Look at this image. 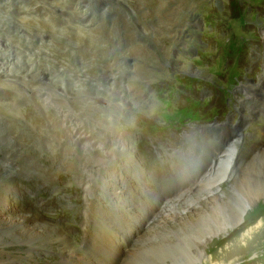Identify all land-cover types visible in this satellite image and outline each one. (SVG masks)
I'll return each instance as SVG.
<instances>
[{
	"label": "rangeland",
	"instance_id": "374dc122",
	"mask_svg": "<svg viewBox=\"0 0 264 264\" xmlns=\"http://www.w3.org/2000/svg\"><path fill=\"white\" fill-rule=\"evenodd\" d=\"M1 1L9 5L19 4L18 8L24 7L19 14L14 12L10 15L8 20H11V25L7 24L6 27L7 32L16 30L15 35L20 34L18 35L20 39L9 34L8 36L11 35L14 39H11L6 47L0 45L2 47L0 64L4 63L7 66V74L0 76V162L7 159L8 163L15 167L13 169L10 165L11 167L8 168L12 170L10 173L7 172L5 177L13 179L12 182L15 184L14 191L10 192L7 208L13 213L12 216L28 215L40 224L58 228L72 247L80 249L86 244L87 238L90 239V242H87L88 259H84L82 254L75 259H79V264H89L92 261L90 256L94 255L100 240H96L98 238L96 236L99 235L95 234L94 237L93 229L84 226L86 224L83 221L96 220L98 217L101 220L98 228L106 223L115 227L116 219L113 218V214L104 216L105 208L111 212L115 211L116 204H112L114 200V203L121 205L115 212L125 217L121 222L126 226L125 232L132 230L134 233V236H130L127 249L130 250L135 245L140 249L137 248L136 253L133 252L130 263L162 264L165 257L176 254L178 246L182 244V238L187 241L193 240L197 237L200 228L197 229L196 223L191 228L178 223L179 219L188 215L191 209L194 210L188 200L182 199L176 204L177 208L180 206L182 208L177 211L181 213L180 215L174 216L173 211L169 212V209L166 211L165 207L162 209L169 214L172 213L174 219L169 220L165 217L163 222L165 225L162 223L160 228L156 229L158 231L148 234L146 228L141 233H135L136 229L145 227L153 213L149 211L152 207L149 191L165 196L178 189L182 180L179 177L177 182H171L168 177L163 178L158 171L160 163L147 157L148 155L158 157L156 149L160 147L158 153L177 148L182 134L187 129L206 126L212 122L219 123L226 115L234 114L232 105L238 107L237 100L243 101L238 98L249 95L247 84L259 82V76L264 72V38L261 35L264 31V0ZM41 19L45 21L42 22ZM17 20L20 24L14 22ZM54 28L58 31L55 32ZM6 30L5 33L8 34ZM12 55L15 57L13 58ZM22 66L26 71L19 73L18 69ZM16 71L18 72L15 74ZM24 74L37 77V82H34L35 88L31 84L32 80H17ZM48 74L52 77L51 82L43 78V75ZM54 75L61 78L56 76L53 78ZM73 75H77L81 81L89 79V82L85 83L93 84L94 89L105 86L103 82L109 76L111 84L107 82V85L112 86L106 96L98 94L100 91L97 90L96 95H80L78 99L66 94L64 96L60 87L68 83L69 77ZM15 76L18 78L16 79ZM30 85L36 94L29 91ZM126 86L133 101L131 98L123 99L119 91ZM261 92L264 94V90ZM81 96L86 98L81 99ZM38 97L40 99L37 100ZM42 97H45V100ZM48 97L54 100L50 101ZM42 104L44 111L41 108ZM62 107H66L64 111L72 110L69 124L64 127L63 118L59 116ZM105 109L114 117L111 126L106 124ZM44 116H53L56 122L51 124L52 128L56 123L57 129L59 128L58 132L53 131V139L49 141L44 139L55 149L42 140L44 137L34 143L42 136L41 133L46 126V123H42ZM71 125H86L88 139L91 137L100 145L113 150L110 158L107 159L109 164L97 173H94L97 170L94 161L95 158L104 159L103 155L90 147L92 141H84V144L81 142L79 148L69 134ZM33 128H39L42 132L38 129L34 133ZM251 132L252 135L246 137L240 145V152L243 156H247V153L254 149V152L259 154H255L249 162L247 160L251 157L247 158L244 164L237 163L239 160L232 158L228 163L226 161L225 164L219 165L218 172H224L227 165L229 166L230 170L227 171L229 179L220 184L221 192L227 197L226 200L231 198L234 201L236 196L241 195L248 202L246 213L256 214L251 219L244 220L234 231L227 228L226 232L207 237L204 250H207V246L217 237H221L224 243L222 249L220 248L219 257L217 260H212L211 264H264V235L255 236L260 228V230L264 229V182L259 178L264 175V170L255 173L252 170L253 166H250L255 159L261 162L264 160V113L263 117L251 126ZM120 136H123L127 143L119 144ZM17 144L20 148L14 149ZM125 145L128 146V150H124ZM31 165L35 168L34 171L23 170ZM21 167L24 168L20 169ZM146 169L154 170L150 175L145 171L141 183L140 176H135L142 175V171ZM86 170L93 176L90 198H87L82 184L84 177L90 178L87 172H84ZM120 175H124L128 186L119 181ZM166 175L176 179L172 174ZM214 176L204 181L202 191H199L200 197L208 193L207 183L209 184ZM111 190L117 195H111L109 193ZM14 192L15 194H12ZM206 197L209 198V195ZM86 200L90 202V209L86 207ZM196 203L203 202L199 200ZM87 209L90 210L91 215L86 219ZM162 210L158 211V216ZM143 212H145L144 218L140 221L135 220L138 226L127 218L128 215L136 217ZM208 218L209 216L204 217V220H207V227L213 225V217ZM260 220L262 223L257 228L255 224ZM153 223L154 221L150 225ZM254 228L255 232H249ZM248 232L250 236L245 239L248 241L247 246L230 253L234 235H244ZM85 233L87 236L84 235ZM82 235L86 239H82ZM36 242V246L63 247L54 240ZM172 247L174 248L169 251ZM48 249L33 251L37 264H55L60 260L68 264L66 257H61L58 251ZM40 251L44 253L41 254ZM22 252L15 253L23 258L14 256L15 258L10 259L12 264H28L23 260L27 253ZM103 264H112L111 258L109 261L105 259Z\"/></svg>",
	"mask_w": 264,
	"mask_h": 264
},
{
	"label": "bare ground",
	"instance_id": "6f19581e",
	"mask_svg": "<svg viewBox=\"0 0 264 264\" xmlns=\"http://www.w3.org/2000/svg\"><path fill=\"white\" fill-rule=\"evenodd\" d=\"M1 1V0H0ZM7 1V0H6ZM10 1V0H8ZM7 1V2H8ZM16 1V0H15ZM19 1V0H18ZM21 1V0H20ZM39 1V0H38ZM55 1V0H54ZM2 2V1H1ZM0 2V45L2 47H6L8 44H9V41L11 39H14V37L16 38H19L18 35H15L16 34V30H12V32H7L6 30V27L8 26L7 24H10L11 25V20L8 18L10 17V15L14 12H16V14H19L20 11L23 10L24 7H21L19 6L18 8V5L19 4H14V5H9V4H4ZM25 2V1H24ZM35 2V1H34ZM48 2V1H47ZM11 3V2H10ZM59 3V2H58ZM76 3V2H74ZM107 3V2H106ZM53 4V3H52ZM103 4V3H102ZM23 5V4H22ZM55 6H58V4ZM61 6V4H60ZM65 6V5H64ZM26 7V6H25ZM27 8V7H26ZM29 8V7H28ZM27 8V9H28ZM32 8V7H31ZM73 8V7H72ZM90 8V7H89ZM87 8V9H89ZM16 9V10H15ZM69 9V8H68ZM95 9V8H94ZM52 10V9H51ZM56 10V9H55ZM86 10V9H85ZM90 10L92 11V9L90 8ZM97 10V8H96ZM102 10V9H101ZM33 10H31L32 12ZM70 11V9H69ZM73 11V10H72ZM87 11V10H86ZM98 11V10H97ZM24 12V11H23ZM46 12V11H45ZM95 12V11H94ZM107 12V11H106ZM26 13V12H25ZM76 13V12H75ZM84 13V12H83ZM99 13V12H98ZM105 13V11L103 12ZM102 13V14H103ZM27 14V13H26ZM92 14V13H91ZM89 14V15H91ZM51 15V14H50ZM53 15V14H52ZM57 15V14H56ZM82 15V14H81ZM87 15V14H86ZM15 16V15H14ZM29 16V15H28ZM16 17V16H15ZM18 17V16H17ZM16 17V18H17ZM29 18V17H28ZM36 18V17H35ZM35 18L33 20H35ZM87 18V17H86ZM45 19V18H44ZM43 19V20H44ZM38 19H36L37 21ZM42 20V19H41ZM42 20V22H43ZM81 20V19H80ZM86 20V19H85ZM27 21V20H26ZM45 21V20H44ZM16 23H18L19 21H14ZM24 22V21H23ZM40 22V21H38ZM22 23V22H21ZM25 23V22H24ZM47 23H49L47 21ZM20 24V23H18ZM36 24V22H35ZM50 24V23H49ZM9 25V26H10ZM22 25V24H21ZM43 25H45L43 23ZM73 25V24H72ZM103 25V24H102ZM52 26V25H51ZM20 27V26H19ZM71 27V26H70ZM5 28L6 32L8 34L5 33V30H3ZM12 28V27H11ZM17 28V27H15ZM14 28V29H15ZM22 28V27H20ZM49 28V26H48ZM13 29V28H12ZM45 29V28H44ZM50 29H52L50 27ZM87 29V28H86ZM35 30V29H34ZM42 29H40L41 31ZM55 30V28H54ZM57 30V29H56ZM55 30V32H56ZM18 31V30H17ZM20 31V30H19ZM45 31V30H44ZM48 31V30H47ZM52 31V30H50ZM58 31V30H57ZM22 32V31H21ZM35 32V31H34ZM29 33V32H28ZM9 34L13 35L14 37H11L8 36ZM46 34V33H45ZM87 34V33H86ZM139 34V33H138ZM22 35V34H21ZM30 35V34H29ZM38 35V34H37ZM49 35V34H47ZM51 35V34H50ZM263 35V38H264V31L262 32ZM25 36V35H24ZM27 36V35H26ZM46 36V35H45ZM75 37V36H74ZM22 38V37H21ZM28 38V37H27ZM33 38V37H32ZM262 38V39H263ZM20 39V38H19ZM23 39V38H22ZM36 39V38H35ZM45 39V38H44ZM42 38V40H44ZM49 39V38H47ZM39 40V39H38ZM16 42V41H15ZM19 42V41H18ZM42 42V41H41ZM20 43V42H19ZM43 43V42H42ZM13 44V43H12ZM12 44H10L12 46ZM18 44V43H17ZM39 44V43H38ZM0 46V48H2ZM13 47V46H12ZM17 47V46H16ZM22 47V46H21ZM24 48H26L25 46H23ZM28 47V46H27ZM44 47V46H43ZM9 48V47H8ZM15 48V47H13ZM19 49V48H18ZM17 49V50H18ZM9 50V49H8ZM16 50V49H15ZM22 50V49H21ZM23 51V50H22ZM29 51V50H28ZM31 51V50H30ZM17 52V51H16ZM35 52V50H34ZM37 52V51H36ZM23 53V52H22ZM30 53V52H28ZM19 54H21L19 52ZM27 54V53H26ZM33 54V53H32ZM25 55V54H24ZM3 56V55H2ZM7 56V55H6ZM9 56V55H8ZM13 56V55H12ZM16 56V54H15ZM13 56V58L15 57ZM23 56V54H22ZM1 57V56H0ZM37 57V56H35ZM10 58V57H9ZM8 58V59H9ZM12 58V57H11ZM19 58V55L18 57ZM26 58V57H25ZM28 58V57H27ZM24 59V58H23ZM39 59V58H37ZM5 60V59H4ZM12 60V59H11ZM14 60V59H13ZM20 60V59H19ZM30 60V59H29ZM17 61V60H16ZM45 61V59H44ZM23 62V61H22ZM47 62V61H46ZM15 63V62H14ZM18 63V62H17ZM27 63V62H26ZM34 63V62H33ZM30 64V63H29ZM39 64V63H38ZM59 66V65H58ZM11 67V66H10ZM8 67V68H10ZM13 67V66H12ZM27 67V66H26ZM48 67H50L48 65ZM61 68V67H60ZM13 69V68H12ZM25 69H23V66L22 68L18 69L19 73H24ZM28 70V69H27ZM46 70V69H45ZM7 66L6 64L4 63H1L0 64V76L4 75V74H7ZM10 71V69H9ZM16 71L15 74L18 72ZM83 71V70H81ZM55 72V71H54ZM59 72V71H58ZM61 72V71H60ZM64 72V71H63ZM108 72V71H107ZM27 73V72H26ZM83 73V72H82ZM87 74V72H85ZM9 74H13V73H10ZM14 74V75H15ZM51 74V73H50ZM57 74V73H56ZM59 74V73H58ZM49 75V74H48ZM43 75V78H46L44 80L46 81H49L51 82L52 81V77H50V75ZM10 76V75H9ZM42 76V75H41ZM56 75L53 76V78H55ZM82 76V75H81ZM112 76V75H111ZM16 77V76H15ZM57 78L60 77V76H56ZM67 77V75H66ZM84 77V76H83ZM93 77V76H92ZM18 77H16L17 79ZM61 78V77H60ZM114 78V77H113ZM112 78V79H113ZM3 79V78H2ZM32 80L31 84L32 86L35 85L34 82H37V77L35 76H28L27 74H24L22 77H19L17 80ZM84 79V78H83ZM115 79V78H114ZM7 80V79H6ZM5 80V81H6ZM59 79H57L58 81ZM69 82L66 83V84H62V86L60 87L61 89V94L64 95L66 94L67 96H73L77 97L78 99V96L80 97V95H88V94H93V95H96V90L97 91H100L98 94H101V95H105L107 94L108 90L111 88V86H108L107 85V82L108 84L110 85L111 83V77L108 76L107 79H105V81L103 82L105 86H102L101 88L100 87H95L96 89H94V86L91 85V83H89L90 85H88L87 83L85 82H89L88 80L89 79H85V80H79V77H77V75H73L71 77H69ZM1 81V80H0ZM62 81V80H61ZM48 82V83H49ZM56 82V81H55ZM57 83V82H56ZM60 83V81H59ZM63 83V82H62ZM113 83V82H112ZM116 83V82H115ZM25 84V83H24ZM39 84V83H38ZM58 84V83H57ZM29 85V84H28ZM55 85V84H54ZM59 85V84H58ZM95 85V84H94ZM32 86L30 85L28 87L29 91L30 92H33L34 93V89L32 88ZM49 86V85H48ZM247 86L249 87L248 90H249V95L248 96H245V97H256L259 96L260 98V104L258 105V108H263L264 107V96L262 95L263 93L261 92V90H264V72L262 74V76H259V82L255 83V84H247ZM46 87V86H45ZM56 87V86H55ZM119 87V86H118ZM124 87V86H122ZM35 88V86H34ZM44 88V86H43ZM247 88V87H246ZM32 89V90H31ZM45 89V88H44ZM58 89V90H60ZM36 90V89H35ZM52 90V89H51ZM37 91V90H36ZM41 91V90H40ZM95 91V93H94ZM121 92V94L123 95V99H130L133 101V97H130V92L127 90V86L125 88H120L119 90ZM42 92V91H41ZM44 92V91H43ZM260 92V94L258 93ZM14 93V92H13ZM36 94V92L34 93ZM51 94V93H50ZM53 94V93H52ZM57 94V93H55ZM60 94V95H61ZM248 94V93H247ZM32 95V94H30ZM42 95V94H41ZM44 95V94H43ZM64 95V96H66ZM257 95V96H256ZM51 96V95H50ZM53 96V95H52ZM82 97V96H81ZM84 97V96H83ZM81 98V99H85V98ZM92 97V96H91ZM99 97V96H98ZM244 97V96H243ZM43 98V97H42ZM50 98V97H48ZM94 98V97H93ZM40 99L39 97L37 98V100ZM45 100V97L43 98ZM71 99V98H70ZM79 99V100H81ZM88 99V97H87ZM100 99V98H99ZM104 99V98H102ZM101 99V100H102ZM122 99V100H123ZM47 100V99H46ZM50 101L54 100L53 98H50L49 99ZM98 100V99H97ZM108 100V99H107ZM33 101V100H32ZM88 101V100H86ZM106 101V100H105ZM2 102V101H1ZM34 102V101H33ZM42 102V100L40 101ZM39 102V103H40ZM46 102V101H45ZM48 102V101H47ZM242 103H244L245 101H240ZM10 103V102H9ZM74 103V102H73ZM30 104V103H29ZM44 104V102H43ZM41 105V108L43 110L44 108V105ZM85 104V103H84ZM97 104V103H96ZM130 104V103H129ZM31 105H33L31 103ZM52 105V104H51ZM86 106V104H85ZM84 106V107H85ZM114 106V105H113ZM36 107V106H35ZM40 106L38 105V108ZM107 107V105H106ZM125 107V106H124ZM13 108V107H12ZM66 108V107H65ZM65 108H61L60 110V118H63V127L66 126L67 124H69V119L71 118L72 114L70 111L72 110H67V111H64ZM88 108V107H87ZM26 109V108H25ZM24 109V110H25ZM28 109V108H27ZM33 109V108H32ZM92 109V108H90ZM94 109V108H93ZM103 109V108H101ZM31 110V109H30ZM104 110V109H103ZM106 112H105V118L107 119L106 120V124H108V126H111L113 124V120H114V117L112 116V114L107 111V109H105ZM110 110V109H108ZM112 110V109H111ZM34 111V109H33ZM36 111V110H35ZM44 111V110H43ZM42 112V111H41ZM96 112V111H95ZM31 113V112H30ZM39 113V112H38ZM44 113V112H43ZM18 114V113H17ZM115 114V113H114ZM52 115H55L56 114H52ZM85 115V114H84ZM117 115V113H116ZM80 116L83 118H85V116H83L82 114H80ZM2 119V118H1ZM18 120V119H17ZM82 120V119H81ZM15 121V120H14ZM83 121V120H82ZM56 121H55V118L52 117H47V116H44V120L42 121V123H46V126L45 128H43V133H41V137L38 138V140L36 139L34 143L40 141L43 137V141L45 143H49V142H46L44 139H53V131H57L58 132V129H57V126L55 124V126L52 128L53 125L51 124H54ZM89 122V121H88ZM104 122V120H103ZM37 123V122H36ZM105 123V122H104ZM18 124V123H17ZM20 124V123H19ZM31 124V122H30ZM86 124V123H85ZM29 125V124H28ZM61 125V126H62ZM22 126V125H21ZM86 126V125H85ZM85 126H81V125H77V126H73L71 125V129L69 130V134H71L72 138L75 140L76 144L78 145V147L80 148L81 146H79L81 144V142H83L84 144V141H92L90 147L94 148L93 150H98L101 152V154L103 155V158L104 159H100V158H95V161H94V165L96 167L97 170L94 171V173H97V171L101 170L104 166L108 165L109 164V161H107L108 158H110V155L113 153V150L112 149H108L106 148L105 146H102L100 145L97 140H93L91 139V137H89V139L87 138L88 136V133H87V129L85 130ZM89 126V125H88ZM106 126V125H105ZM104 126V127H105ZM26 127V126H25ZM32 127V126H31ZM15 128V127H14ZM19 128V127H18ZM30 128V127H29ZM41 128V129H42ZM17 129V128H16ZM39 129V128H38ZM38 129H34V133L35 131H37ZM109 129V128H108ZM4 130V129H3ZM40 130V129H39ZM65 130V129H64ZM67 130V129H66ZM28 131V130H27ZM32 131V129H31ZM30 131V133H31ZM41 131V130H40ZM17 132V130H16ZM42 132V131H41ZM11 133V132H10ZM22 133V132H20ZM29 133V132H28ZM68 134V135H69ZM1 135V133H0ZM6 135V134H5ZM15 135V134H13ZM28 136V135H27ZM30 136V135H29ZM32 136V135H31ZM56 136V135H55ZM15 136H13L14 138ZM16 138V137H15ZM19 138V137H18ZM29 138V137H28ZM61 138V137H60ZM87 138V139H86ZM32 139V138H31ZM34 139V138H33ZM62 139V138H61ZM118 140H119V144L122 142V144H125L127 143V141L125 140V138H123V136H120L118 137ZM30 141V140H29ZM52 141V140H50ZM57 141V140H56ZM55 141V142H56ZM60 141V140H59ZM64 141V140H63ZM3 142V141H1ZM53 142V141H52ZM16 144V143H15ZM40 144V142H39ZM51 143H49L50 145ZM89 144V143H88ZM121 144V145H122ZM38 145V144H37ZM56 145V144H55ZM118 145V144H117ZM1 146V145H0ZM52 149H55V147L53 145H50ZM60 146V145H59ZM126 146V145H125ZM46 147V145H45ZM87 147V146H86ZM258 147V146H257ZM1 148V147H0ZM4 148V147H3ZM6 148V147H5ZM14 149L16 148H20L18 146V144L13 147ZM12 148V149H13ZM39 148V147H38ZM59 148V147H58ZM124 150L127 149L128 150V146L126 147H123ZM47 149V148H46ZM63 149V147H62ZM120 149V148H119ZM241 149V148H240ZM240 149L237 147L236 144H233V143H229V146L227 147L226 151H225V156L223 158H219V160L217 161V167L212 169V172H210L207 177L204 179V181L206 179H209V178H212L214 175V178L213 180L208 184L207 183V186H208V193L205 194V196L202 195V197H200V190L202 189L203 185H204V181L203 183L201 184L200 188H196L193 190V192L191 191L190 195H184L185 197L183 199L184 200H188L189 203H190V206L192 207L193 206V209H191V211L189 212L188 215H184L181 219H179L178 223L181 225H184L187 226V227H193L194 224L196 223L197 225V229L200 228V231H197V237L194 238L193 240H185V238H182V244H180L176 250V254L174 255H169L167 257H165L163 260V263L162 264H187L188 261L189 264H211L212 263V260H217V258L219 257V251H220V248L222 246V243H223V240L221 239V237H217V239L213 240V242H211L210 245L207 246V250H204V244H205V240L207 239V237L209 236H217L219 232H226L227 228L230 229L231 231H234L240 224L243 223L244 220H249L251 219L252 217H254V215L256 214L255 212H249V213H246V206L248 205V202L244 199L243 196L241 195H238L236 196V198L234 199V201H232L233 199L229 198L228 200H226V195L224 194V192L222 193L221 192V185L222 183L226 182L228 179H229V175L227 174V171H229V166L227 165V168L226 170H224V172H221L219 173V165H222L224 162L228 163L229 160H231L232 158L234 160H239L237 163H243L246 161L247 158L251 157L249 160H247L248 162L253 158V156L257 153H255L254 149L250 150L249 153H247V156H243V154H241L240 152ZM2 150V149H1ZM82 149L79 150V152H81ZM89 150V149H88ZM118 150V149H117ZM54 151V150H53ZM85 151V150H84ZM50 152V151H49ZM86 152V151H85ZM87 153V152H86ZM9 154V152H8ZM13 154V153H12ZM15 154V153H14ZM89 154V153H88ZM259 154V153H258ZM257 154V155H258ZM2 155V154H1ZM124 156V155H123ZM15 157V156H14ZM11 158V157H10ZM129 158V157H128ZM85 160V159H84ZM10 161H13V160H10ZM16 161V159H15ZM233 161V160H232ZM264 161V160H263ZM263 161L261 162L259 159L258 160H254L250 166H253V171L255 173H258V171H260L261 169L264 170V165H263ZM1 165H0V264H12L11 262V258H13L14 256L15 257H18V258H23L22 256H20V254L18 255H15V253H21L22 251L26 252L27 255H25L24 259L23 260H26V262L28 264L32 263L34 264V262L37 264L36 262V258L34 259V256H33V251L37 252L38 249H41V248H46L48 250H55V251H58L60 254H61V257H66V259L69 261V263H76V264H79L78 263V260H75L78 256H80V254L83 255V258L86 259L88 257V250H87V241H86V244H84L80 249H78V247H72L70 242L67 240L66 236H64L60 230L56 227H53V226H50V225H45V224H40L38 222L35 221V219L33 220L31 217H29L28 215H24V214H15V216H12L13 213H11L9 211V209L7 208L8 206V200L10 199V192H13L14 191V187H15V184H13V179H7L5 177H7L6 173H10L12 169H9L12 164L8 163V160L5 159V160H2L1 162ZM237 163L235 165V168L237 166ZM225 164V163H224ZM244 164V163H243ZM242 164V166H243ZM11 165V166H10ZM93 165V166H94ZM10 166V167H9ZM248 166V165H247ZM9 167V168H8ZM87 167V166H86ZM231 167V166H230ZM13 168V166H12ZM15 168V167H14ZM13 168V169H14ZM24 168V167H23ZM22 167L20 169H23ZM233 168V169H235ZM35 168H33V166L31 165L24 168L23 170L24 171H30V170H33L34 171ZM222 169V168H221ZM229 169V170H228ZM19 171V170H18ZM15 173V171H13ZM84 172H87V175L90 177V178H85L84 177V180H82V184H83V188L84 190L86 191V195H87V198H90V193H91V190H92V182H93V176L90 174L89 171H84ZM101 172V171H100ZM240 172V171H239ZM264 172V171H263ZM262 172V173H263ZM99 173V172H98ZM98 175V174H97ZM235 176V175H234ZM250 176V175H249ZM98 177V176H96ZM232 177V176H231ZM230 177V179H232ZM240 178V177H239ZM259 178H261L264 182V175L262 176H259ZM260 179V180H261ZM107 180V179H106ZM111 180V179H110ZM252 181V180H251ZM231 185V184H230ZM206 186V187H207ZM91 188V190H90ZM229 189V188H228ZM107 190V189H105ZM202 191V190H201ZM109 193H111V195H117L116 192L114 191H110ZM12 194H15L12 193ZM85 195V196H86ZM209 195V198H207L206 196ZM197 197V198H196ZM200 197V198H199ZM86 198V199H87ZM199 200H202L203 203H196L197 201ZM114 201V200H113ZM112 201V204L114 203ZM178 202V201H177ZM90 202H88L86 200V207L89 209L91 208ZM111 203V202H110ZM116 203V202H115ZM182 204V203H180ZM180 206V205H179ZM184 206V205H183ZM182 206V207H183ZM178 206L177 205H174V206H165V210L166 209H169L168 211L169 212H174L173 215L174 216H177V215H180L181 213H177V211H179V208H181V206L179 208H177ZM189 207V206H188ZM187 207V208H188ZM152 208V207H151ZM197 208H199L197 210ZM182 209V208H181ZM196 209V210H195ZM167 211V210H166ZM166 211H163L162 210V213L155 219L153 225H150L149 227H147L146 229V233L148 234H152L151 232L155 231L157 228H160V225L164 222V218L166 217V219L168 218L169 220H173L174 217L169 214V212H166ZM187 212V211H186ZM123 213V212H122ZM128 213V212H127ZM159 213V212H158ZM183 213H185V210H183ZM126 214V213H125ZM85 215H86V219L90 217L91 213H90V210L87 209V211L85 212ZM212 215V216H211ZM127 216V215H126ZM206 216H209L208 219H210L211 217L212 218V222H213V227H211L210 225H208L207 227V220H204V217ZM85 219V218H84ZM177 221V220H176ZM126 223V221L124 222V224ZM132 223V222H131ZM168 223V222H167ZM172 223V222H171ZM178 223L176 225H178ZM262 223V220H260L256 225V227H260ZM128 224V223H127ZM164 224V223H163ZM123 225V224H122ZM165 225V224H164ZM170 225V224H169ZM85 226V225H84ZM173 226V225H172ZM128 227V226H127ZM183 227V228H184ZM130 228V227H129ZM172 228V227H171ZM178 228V227H177ZM181 228V227H179ZM206 228V229H205ZM162 229V228H161ZM166 229V228H164ZM168 229V228H167ZM186 229V228H184ZM261 229V228H260ZM258 230L257 234L255 236H263L264 235V229L262 230ZM178 230V229H177ZM254 230V231H253ZM158 231V230H156ZM162 231V230H161ZM164 231V230H163ZM186 231V230H184ZM247 231V230H246ZM255 232V228L254 229H251L249 232ZM85 232V231H84ZM193 232V231H191ZM249 232L244 234V235H238V236H235L234 235V238L231 240V250H230V253H235V250H237L238 248L240 247H244L247 246L248 244V241H245V239H248V237L250 236L249 235ZM163 233V232H162ZM180 233V232H179ZM181 234V233H180ZM179 234V235H180ZM184 233H182L183 235ZM186 234V233H185ZM85 236H87V233L84 234ZM22 236V237H21ZM147 236V235H146ZM179 237V236H178ZM188 237V236H186ZM253 237V236H252ZM177 238V237H175ZM181 238V236H180ZM88 239V238H87ZM145 239V238H144ZM169 239V238H168ZM171 239V238H170ZM174 239V238H173ZM51 240H54L61 243V245H63V247H53V246H36V241H41V242H48V241H51ZM97 240V239H96ZM140 240V239H139ZM149 241V240H148ZM250 241V240H249ZM167 242V241H166ZM165 243V242H164ZM40 244V243H39ZM151 244V243H150ZM166 244V243H165ZM176 244V243H174ZM224 244V243H223ZM138 245V244H137ZM142 245V244H141ZM146 245V244H144ZM168 245V244H167ZM227 245V244H226ZM57 246V245H56ZM90 246V245H89ZM145 247V246H144ZM147 247H148V244H147ZM162 247V246H161ZM90 248V247H89ZM139 249L138 246H132L130 250H128L125 254H123L120 258V262H117V264H131L130 263V260H131V257L133 256V252L136 251V249ZM142 248V247H141ZM174 247L170 248L169 251H171ZM66 249V250H65ZM92 249V248H91ZM96 249V248H95ZM152 249V248H151ZM166 249V248H165ZM222 249V248H221ZM140 250V249H139ZM241 250V249H240ZM146 251V250H145ZM168 251V252H169ZM46 252V251H45ZM143 252V251H141ZM174 252V251H172ZM23 253V252H22ZM41 253V251L39 252ZM44 253V252H42ZM41 253V254H42ZM47 253V252H46ZM49 253V252H48ZM91 253V252H90ZM96 253V251H95ZM94 253V254H95ZM136 253V252H135ZM134 253V254H135ZM140 253V252H139ZM222 253V252H221ZM144 254V253H142ZM137 255V254H135ZM90 256V255H89ZM93 256V255H92ZM154 256V255H152ZM166 256V255H165ZM14 257V258H15ZM59 259L61 258L60 256H57ZM70 257H72L70 259ZM82 257V256H81ZM91 257V256H90ZM139 257V255H138ZM17 258V260H18ZM155 258V257H154ZM159 258V257H158ZM163 258V257H162ZM63 259V258H62ZM82 259V258H81ZM133 259V258H132ZM136 259V258H135ZM10 260V261H9ZM13 260V259H12ZM41 260V259H39ZM158 260V259H157ZM31 261V262H30ZM63 261V262H61ZM152 261V260H151ZM20 262V261H19ZM90 262V261H89ZM156 262V261H155ZM106 263V261H105ZM218 263V262H217ZM17 264V263H16ZM55 264H67V262H64V260H60V261H57ZM154 264V263H153Z\"/></svg>",
	"mask_w": 264,
	"mask_h": 264
},
{
	"label": "flooded vegetation",
	"instance_id": "af4514ba",
	"mask_svg": "<svg viewBox=\"0 0 264 264\" xmlns=\"http://www.w3.org/2000/svg\"><path fill=\"white\" fill-rule=\"evenodd\" d=\"M173 55V54H172ZM175 55V54H174ZM99 210V209H98ZM89 221V227H91L93 230L96 229L97 227V223H98V219L96 220H87ZM94 222V223H93ZM72 257H70L71 259ZM88 259V258H87ZM69 264H74V263H69Z\"/></svg>",
	"mask_w": 264,
	"mask_h": 264
}]
</instances>
